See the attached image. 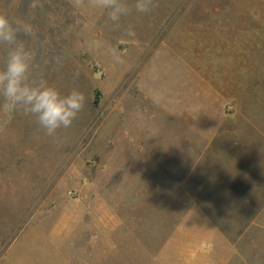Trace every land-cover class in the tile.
<instances>
[{
	"label": "rangeland",
	"instance_id": "1",
	"mask_svg": "<svg viewBox=\"0 0 264 264\" xmlns=\"http://www.w3.org/2000/svg\"><path fill=\"white\" fill-rule=\"evenodd\" d=\"M30 2L0 0L36 30L30 81L86 103L55 136L0 111V264H247L230 243L264 202V0H155L118 24Z\"/></svg>",
	"mask_w": 264,
	"mask_h": 264
},
{
	"label": "clouds",
	"instance_id": "2",
	"mask_svg": "<svg viewBox=\"0 0 264 264\" xmlns=\"http://www.w3.org/2000/svg\"><path fill=\"white\" fill-rule=\"evenodd\" d=\"M69 2L77 10L90 6L105 11L113 24H118L121 17L129 15L133 8L138 13H148L156 7L155 0H134L131 6L127 0ZM13 6L18 7L19 0H13ZM41 7V0H31L28 4L29 15L34 18L35 11ZM21 37H36L33 24L0 12V44L7 48L5 66L0 69V97L3 101L0 111L10 120L16 111L22 109L25 115L35 118L45 135L55 136L58 130L71 127L83 110L86 97L78 89L62 95L45 80L30 81V69L35 56Z\"/></svg>",
	"mask_w": 264,
	"mask_h": 264
},
{
	"label": "crops",
	"instance_id": "3",
	"mask_svg": "<svg viewBox=\"0 0 264 264\" xmlns=\"http://www.w3.org/2000/svg\"><path fill=\"white\" fill-rule=\"evenodd\" d=\"M251 205L249 203V201H245V204L243 206L242 211L239 210L238 212L235 210V216L236 214H239L240 212L243 213V217L245 219L244 221V232H243V236H245V244H244V249H242L241 247L238 246V244L234 243L231 244V250H233L234 252V258H238V259H243V261L247 264H253L252 261H255V258L250 255V253H254L256 252V247H257V242L261 241L262 239H259V241L255 238L256 234L262 235L264 236V202H263V207L260 208L257 213L254 211V217L251 216V209H250ZM231 212V211H230ZM240 216V215H238ZM263 242L259 243L260 244V251H264L261 250L262 246L264 244H262ZM262 245V246H261ZM263 253H261L262 255ZM261 261L264 260L263 255L261 256Z\"/></svg>",
	"mask_w": 264,
	"mask_h": 264
}]
</instances>
